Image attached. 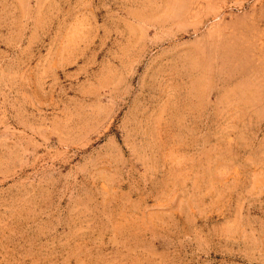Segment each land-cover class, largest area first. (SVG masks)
Returning a JSON list of instances; mask_svg holds the SVG:
<instances>
[{"label": "rangeland", "instance_id": "1", "mask_svg": "<svg viewBox=\"0 0 264 264\" xmlns=\"http://www.w3.org/2000/svg\"><path fill=\"white\" fill-rule=\"evenodd\" d=\"M0 264H264V0H0Z\"/></svg>", "mask_w": 264, "mask_h": 264}]
</instances>
